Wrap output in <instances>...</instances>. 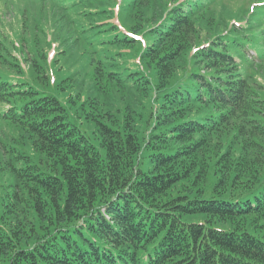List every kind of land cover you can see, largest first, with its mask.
<instances>
[{"label": "trees", "instance_id": "16d2710c", "mask_svg": "<svg viewBox=\"0 0 264 264\" xmlns=\"http://www.w3.org/2000/svg\"><path fill=\"white\" fill-rule=\"evenodd\" d=\"M0 4V264H264V0Z\"/></svg>", "mask_w": 264, "mask_h": 264}, {"label": "rangeland", "instance_id": "374dc122", "mask_svg": "<svg viewBox=\"0 0 264 264\" xmlns=\"http://www.w3.org/2000/svg\"><path fill=\"white\" fill-rule=\"evenodd\" d=\"M224 3H227L228 5H226V12L230 15H232L235 18H239L242 17L243 20L247 19V15L251 12H254L256 8H258V6L261 3V0H223ZM24 6V5H21ZM2 7L0 4V11H1ZM21 9L20 6H17L16 8L13 7L12 12L11 10H2L0 13H2L3 16V23H4V27H5V31H14L17 30V25H18V13L17 11ZM237 13V14H236ZM239 14H241V16H239ZM263 22H264V18H263ZM264 23L261 27V29H256L253 31V38L254 41L260 45V42L262 41V35H261V31L263 29ZM258 50L260 48H257ZM264 49V48H263ZM57 49H55L56 51ZM247 55L252 56L253 55V51L249 52ZM260 58L264 59V50L263 52L260 53ZM75 59V57L73 58ZM78 60V59H77ZM80 66V65H78ZM52 74L54 73V71H51ZM263 83V82H262ZM262 93V97L264 99V83H263V89L261 90ZM69 117H71L69 115ZM79 128L87 135H90V130L86 131V129H83L82 127L79 126ZM145 162V160H142V164ZM141 169L144 171V166H141Z\"/></svg>", "mask_w": 264, "mask_h": 264}]
</instances>
